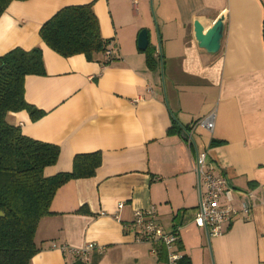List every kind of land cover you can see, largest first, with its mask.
Wrapping results in <instances>:
<instances>
[{"label":"crops","instance_id":"obj_1","mask_svg":"<svg viewBox=\"0 0 264 264\" xmlns=\"http://www.w3.org/2000/svg\"><path fill=\"white\" fill-rule=\"evenodd\" d=\"M88 3L113 50L105 65L61 56L39 35L63 6ZM220 16L221 46L210 53L195 40L193 22L210 28ZM143 29L148 45L140 49ZM33 47H41L46 73L25 77L24 99L43 114L33 121L23 109L7 121L59 147L47 177L71 171L77 154L99 152L101 163L93 176L56 190L30 264H74L61 248L88 243L97 249L79 263L167 264L162 245L136 242L127 226L146 209L165 230L180 226L176 247L191 264H264V0L12 1L0 15V56ZM211 111L214 129L195 126L189 142L185 132ZM201 152L231 184L234 206L253 195L248 216L240 211L218 236L193 222V157Z\"/></svg>","mask_w":264,"mask_h":264},{"label":"trees","instance_id":"obj_2","mask_svg":"<svg viewBox=\"0 0 264 264\" xmlns=\"http://www.w3.org/2000/svg\"><path fill=\"white\" fill-rule=\"evenodd\" d=\"M12 1L0 0V15ZM39 35L61 56L83 54L88 60L108 63L100 57L108 42L101 36L92 3L63 6L42 23ZM150 59L149 55V63ZM0 61V264H30L37 252L38 221L51 213L56 190L71 179L93 176L101 156L99 152L77 154L71 171L45 176V167L59 157V147L23 135L19 126L6 119L9 112L23 109L33 121L42 116L41 110L24 99L25 77L46 73L42 49L14 48L0 56ZM181 263L191 264L186 255Z\"/></svg>","mask_w":264,"mask_h":264},{"label":"built area","instance_id":"obj_3","mask_svg":"<svg viewBox=\"0 0 264 264\" xmlns=\"http://www.w3.org/2000/svg\"><path fill=\"white\" fill-rule=\"evenodd\" d=\"M132 1L136 3L137 0ZM102 55L106 63L110 62L113 59V50L107 47ZM195 126L212 131L215 126V112L211 111L197 119L185 132L189 142ZM193 170L197 174L199 190V202L193 222L196 226L204 228L208 237L221 235L222 225L231 222L240 211L248 216L250 209L248 197L253 196L252 193H243L240 208L234 206L231 184L225 176L215 173L214 167L207 161L205 152L194 155ZM118 206L122 207V203ZM127 226L131 229L136 242L162 245L166 251L167 264H182L183 254L176 247L180 226H175L170 231L165 230L151 209L135 210L134 217ZM61 249L70 251L74 262L88 263L90 252L97 249V244L88 243L78 248L63 246ZM154 251L153 249L152 252Z\"/></svg>","mask_w":264,"mask_h":264},{"label":"water","instance_id":"obj_4","mask_svg":"<svg viewBox=\"0 0 264 264\" xmlns=\"http://www.w3.org/2000/svg\"><path fill=\"white\" fill-rule=\"evenodd\" d=\"M212 23V22H209ZM207 29V31H205ZM194 37L198 45L207 52L215 53L221 46V39L224 32L223 16H220L210 28L206 27L203 22L196 18L193 22ZM148 45V35L146 29L140 31L138 35V47L145 49ZM3 63L0 61V68ZM3 213L0 211V216Z\"/></svg>","mask_w":264,"mask_h":264}]
</instances>
